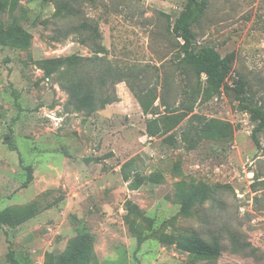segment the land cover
Returning a JSON list of instances; mask_svg holds the SVG:
<instances>
[{
    "label": "rangeland",
    "instance_id": "374dc122",
    "mask_svg": "<svg viewBox=\"0 0 264 264\" xmlns=\"http://www.w3.org/2000/svg\"><path fill=\"white\" fill-rule=\"evenodd\" d=\"M60 1L0 0V211L40 208L20 226H0V264H11L10 249L22 264H49L47 253L70 251L83 233L94 237L84 264H264V130L258 148L252 137L257 122L240 110L233 91L202 100L199 83L206 81L183 60L181 39L164 15L174 22L187 0H68L74 15L58 13ZM208 1L193 27L196 42L223 55L235 51L230 84L243 78L264 108V0ZM15 27L29 31L25 47L6 37ZM98 47L106 49L99 53L105 65L135 69L129 82L156 93L158 115L144 113L126 81L115 86L117 101L90 115L75 111L60 85L65 66L47 77L37 62L75 53L96 57ZM98 70L91 63L80 75L96 92ZM113 86L109 78L103 90ZM189 106L232 123L233 137L204 139L190 149L183 139L189 116L168 132L147 133L149 119L158 117L157 128L165 131V117ZM131 158L138 189L122 175ZM28 165L34 179L23 187ZM203 183L231 187H221L215 200L200 193L183 208ZM133 227L167 240L152 236L138 247ZM189 236L219 239L221 255H190L178 245Z\"/></svg>",
    "mask_w": 264,
    "mask_h": 264
},
{
    "label": "trees",
    "instance_id": "16d2710c",
    "mask_svg": "<svg viewBox=\"0 0 264 264\" xmlns=\"http://www.w3.org/2000/svg\"><path fill=\"white\" fill-rule=\"evenodd\" d=\"M209 5L208 0H187L184 9L174 22L171 21L172 15L164 13L170 21L171 32L174 37L181 39L179 42L180 55L183 56V60L192 66L196 77L199 82L202 78L205 79L206 85L200 89L198 93H201L202 100L208 101L213 97L219 96L223 91H233L235 100L238 102L239 108L242 111L250 113L252 118L257 122V125L253 129V139L258 148H262V143L259 138V133L264 130V108L254 102L253 98L247 88V82L243 78H239L230 84L228 81L232 71L233 63L236 60V52L231 51L223 55L215 46L197 43L195 40L194 25L203 17ZM57 12L64 13V15H74L76 11L71 6L68 0L57 2ZM7 38L12 40L17 47H25L31 37L29 31L22 27H15L8 31ZM84 44V43H83ZM86 45V44H85ZM105 47H98L96 51V57L71 54L68 56H58L41 59L38 62L39 67L43 69L47 77L52 76L59 66H65L61 71L60 85L69 93V104L72 105L75 111H85L87 114L103 109L107 104L113 103L119 99L116 92V84L122 81H126L131 89L134 91L143 111L145 114L158 115V108L155 105V101L158 98L156 93L152 89L136 90L129 82L131 75L137 76L132 71L134 68L123 69L116 67L109 63L105 65V57L100 56L99 53L105 52ZM91 63H96L99 66L97 73L98 88L100 92H96L84 77L80 76L86 67ZM78 69V70H77ZM75 71L78 76L76 78L66 76L70 71ZM66 73V74H64ZM111 78L113 83L112 91L103 90L107 84V81ZM193 106V105H192ZM192 106H189L185 111L178 114V116L165 117L167 121H164L165 131H161L157 128L159 119L152 118L147 122V133L152 137L161 132H168L180 122V120L189 116L188 128L184 130L183 139L188 142V148H194L200 141L204 139H216L224 140L226 137L232 138L234 135V129L232 123L223 121L218 118H207L198 113H194ZM4 114L0 111V121L4 118ZM12 150H16L19 153L20 161H22V153L16 146L14 141H9ZM100 159H106L101 157ZM135 163V158L128 159L122 164V175L125 181H130V187L132 189H138L142 183L139 174L135 173V179L132 180L130 171ZM27 179L23 183V187H27L34 179V167L28 165ZM230 185L217 184L211 186L207 183H203L199 190L195 191L193 196L186 199L183 203V208L193 200L194 196L200 193L202 200L216 199V194L221 187ZM231 187V186H230ZM40 211L37 204H31L26 206H9L0 211V226L9 225L16 227L24 224L25 222L34 218ZM133 231L138 237V247H140L147 239L154 236L155 238L166 241L164 237L159 233L145 234L133 227ZM93 235L90 233L80 234L74 241V247L66 253L56 254L53 252L47 253L49 264H81L86 263L91 252L93 244ZM187 243H179V247L189 252L190 255L195 256L201 260H214L217 259L222 253V246L219 239H215L212 242L204 241L199 236L186 237ZM7 259L11 264H22L16 258L13 249H10L7 253Z\"/></svg>",
    "mask_w": 264,
    "mask_h": 264
},
{
    "label": "built area",
    "instance_id": "2783aa9c",
    "mask_svg": "<svg viewBox=\"0 0 264 264\" xmlns=\"http://www.w3.org/2000/svg\"><path fill=\"white\" fill-rule=\"evenodd\" d=\"M229 81V80H228Z\"/></svg>",
    "mask_w": 264,
    "mask_h": 264
}]
</instances>
